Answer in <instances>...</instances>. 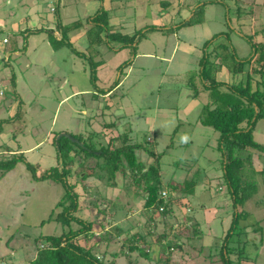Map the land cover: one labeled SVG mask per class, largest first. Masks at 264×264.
Here are the masks:
<instances>
[{"label": "rangeland", "instance_id": "rangeland-1", "mask_svg": "<svg viewBox=\"0 0 264 264\" xmlns=\"http://www.w3.org/2000/svg\"><path fill=\"white\" fill-rule=\"evenodd\" d=\"M58 1L59 3L57 0H0V161L11 157L6 155L9 154V148L11 150V144L12 149L20 145L23 151L44 141L40 147L18 153L24 154L23 160L18 161L11 171L0 178V263L30 264L36 256L38 245L41 247L44 244L38 238L68 231V228L54 220L62 211V207L57 208L56 204L64 194L63 187L47 180H32L25 162L35 166L36 175H40L48 167L59 168L60 159L58 158L57 163L56 147L51 143L54 135L56 140L67 133H82L86 137L93 130L100 131L103 122H115L119 133L133 130L130 135L134 138L132 141L142 142L145 137L143 134L149 132V149L161 156L160 177L163 184L171 181L172 184L180 185L173 194L170 189L163 188V197L173 195L176 198L188 186L190 194L188 193L187 198L181 199L179 206L176 203L169 206L172 216L167 220V225H172L169 235L183 229L181 221L185 220V205H190L193 215L201 223L203 236L200 240L185 243L182 250L159 254L157 236L167 227L162 223L160 211L148 213L142 209L141 197L144 193L129 186L130 178L124 184L127 188H122L121 185L111 188L102 185L104 179L98 181L91 177L83 183L87 187L91 186V189L84 192L81 184L75 188L79 195V212L74 213V216L92 224V237L87 242L84 238H79V244L84 248L94 245L92 252L99 260L103 259L102 250L107 249L108 257L104 260L108 263L112 259L111 253L118 252L123 244L132 245L128 238L139 231L146 237L147 243L140 242L138 245L150 246L148 256L151 261L149 262L148 257L139 256L137 251L129 253L124 248L125 255L117 258V264H154L157 259L163 260L166 256L169 259L164 264H210L209 255L212 250L209 249L214 244L221 245V238L229 228V205L232 198L222 183L219 170L221 158L216 148L219 134L197 122L202 107L212 103L215 98V93L212 92L214 90L206 91V85L204 86L198 64L200 58L184 57L179 50L170 63L143 59L140 56L134 60V55L139 54L143 46L157 54L170 56L175 43L172 34L176 28L173 27L152 34L145 28L141 34L144 33L149 38L148 41L142 39L137 48L131 47L133 50L129 47L130 54L128 51H113L103 41L100 44L88 41V30H95L94 26L85 25L89 12L93 15L97 11H106L109 31L131 36L138 33L140 28L153 25L155 20L151 11L152 4L165 0H103L104 6L99 5L95 12L94 5L98 0ZM166 1L171 3L169 8L173 11L180 7V19L193 15L194 11L187 5L194 0ZM200 1L207 3L212 0ZM56 6L57 12H53ZM203 6V14L197 12L193 17V20L198 17L201 24L180 31V34L185 35L184 40L198 46L219 33H224L228 38L220 37L212 45L210 42L208 52L215 44H223L230 49L232 47L238 58L249 57L252 50L245 36H254L255 32L264 30V0H213ZM58 18L64 27L72 30L67 35L70 45L64 44L56 51L50 45V34L45 30H50V27L57 24ZM176 19L178 20L177 17ZM34 22L38 25L33 26ZM17 25L20 29L29 27L32 32L33 28L41 29L43 26L44 31L30 34L26 31L19 35L18 31L12 32L13 29L18 30ZM78 26L80 28L75 29ZM53 32L55 34L54 30ZM259 35L261 33L257 38L253 37L252 42L263 41L264 37ZM4 37L8 39V44L2 43ZM137 38L138 36L136 40ZM13 47L17 49V55L11 52ZM126 60H134L133 67H142L143 73L134 70L135 72L125 75L128 71L125 70L120 77L119 86L114 89L116 97L108 99L111 93L105 87L118 80V67ZM94 64L101 66L95 71L96 81L92 83L90 66ZM12 72L16 78L15 91L12 87ZM253 76L254 86L259 75ZM218 78V81L231 82L230 74L225 68L218 72ZM103 89L106 93L94 100L91 94L98 95V91ZM219 90L227 91L226 87H220ZM66 97L68 98L64 100ZM225 97L222 95L220 99L225 101ZM15 99H20L21 103L14 111L15 116L10 118L6 102L9 104L8 100ZM106 105L112 106V110H107ZM175 128L177 131L172 138ZM45 135L50 142L47 138L44 139ZM183 136L188 138L187 142H181ZM253 139L258 144H264V119L257 123ZM70 140V147L76 148L77 141L72 138ZM95 141H100V138H95ZM100 142L106 144V140ZM247 154L250 155L251 168L257 170L255 177L254 174L252 176L258 181V191L244 203L243 209L248 215L239 219L238 227L247 225L254 228V224L259 222L261 230L250 232L251 228H246V237L239 236L242 241L246 238L248 242L244 251L248 261H243L242 264H264V178L258 175L260 170H264V155H259L253 149L247 151ZM142 159L148 160L147 164L154 161L146 155ZM75 160L76 167L78 162H83L86 168L94 167L96 163L94 158L83 160L81 155ZM190 166L193 167L187 174L188 179L192 178L198 167L200 172V182L198 180V184L192 188L184 181L185 169ZM76 180L75 176L68 177L70 184H74ZM95 200L96 205L93 204ZM214 208L217 209L216 212ZM104 209L106 214L101 212ZM52 213V220L47 221ZM149 214L153 215V220H149ZM117 226L124 230L119 238L114 235V228ZM70 227L79 228L74 222ZM106 232H111L109 243L102 237ZM106 244L109 246L106 247Z\"/></svg>", "mask_w": 264, "mask_h": 264}, {"label": "trees", "instance_id": "trees-1", "mask_svg": "<svg viewBox=\"0 0 264 264\" xmlns=\"http://www.w3.org/2000/svg\"><path fill=\"white\" fill-rule=\"evenodd\" d=\"M98 1L101 2V0ZM212 1L207 3H212ZM57 3H59L58 0ZM159 3L164 9L169 8V4H171L166 0L159 1ZM207 3H201V1L195 3L193 5L194 7L191 8V11H194L193 15L188 20L180 22L178 24V29L201 24V20L198 17L194 20L193 17L197 12L198 14H203V5ZM241 3L243 2L241 1ZM238 9L240 10V6ZM53 12H57V6L53 9ZM105 12L101 11L100 13H102V15H100L99 11H97L93 15H89L85 18V25H91L95 28L94 31L93 29H89L87 32L89 36L88 41L92 42V44H100L103 41L106 42L107 45L110 43H119L121 44L120 49L126 47L137 48L139 42L146 37L144 33L141 34L145 28H147V31H150V33L165 29L164 26L157 27L156 25H149L140 28L137 31L138 33L131 36L116 32L111 33L109 31V17ZM74 24H76V22H74ZM78 28L80 27L78 26L75 29ZM56 30L60 31V39L54 36L53 30L45 31L50 34V45L57 51L62 48L64 44L70 45L67 40V34L72 29L64 27L58 18ZM41 31L44 30L39 29L36 30L35 33ZM24 33L25 32H23V34ZM102 33H104V38L101 36ZM259 33H261L259 37H264L263 29L257 31V33L255 32L254 36H245L250 42L252 53L249 57L244 59L238 58L232 47L230 49L229 46L223 44H215L210 52L206 51L208 44L211 42L210 45H212V42L216 39L225 37L226 35L224 33H219L212 37L210 41H205L201 46L203 54L198 62L201 67V77L204 86L206 85V91L210 89L211 91L214 90L212 92L215 93V98L213 99L214 103H207L202 107L197 122L204 127L212 128L219 134L216 147L221 158L219 159V170L221 172V178L223 179L222 183L230 198H232V202L229 205V207H231L230 225L225 235L221 238V245L214 244V246L209 249L210 251L212 250V253L209 255L211 258L210 264H242L243 261H248V256L244 253L245 246L248 243L246 241L247 239L245 238V240L242 241L239 236L242 235L246 237V234H248L246 228L251 227L247 225L238 227V222L239 219H244V217L248 215L243 209L244 203L258 191V181L255 180V178L253 179L252 176L254 174L255 177L257 170L251 168L250 155L247 154V151L253 149L257 151L258 154L260 153L259 155H264V144H258L253 139V132L257 123L264 119V40L252 42L253 37L257 38ZM137 36L138 38L136 40ZM225 38L228 37L226 36ZM133 44L134 46H132ZM134 52L135 51H133V54ZM9 60L10 57H8V62ZM131 62L130 60H126L118 67V80L107 89V92L111 93L108 99L116 97L113 94L114 89L120 83L123 70L127 68ZM96 64L90 66V79L92 83L96 81L95 71L98 66H96ZM222 68H225L230 74L231 82L218 81L217 73L220 72ZM256 74L259 75V80H255V85L253 86V75ZM12 75V78H14L13 73ZM12 83H14V80H12ZM220 87H226L227 91L221 92L219 90ZM105 93L106 90L103 89L98 91V95L93 93L91 96L94 100H98L100 94L104 95ZM222 95H224V97L226 96L225 101L220 99ZM195 96H197V94ZM111 107L112 106L109 105L105 106L107 110H112ZM100 128V131L93 130L89 132L86 137H84L82 133H67V135H61V138L56 140V135H54L52 138V145L56 147L57 163L58 158L60 159L61 166L59 168L58 166L48 167L44 169L40 175H36L35 166L25 162V167L29 171L32 180H47L49 182L58 183L63 187L64 194L56 204L57 208L62 207V211L54 220L61 223L63 227L68 228L67 232L61 233L60 235H49L38 238L39 240H43L44 244L41 247L38 245L36 256L30 264H117L116 260L120 255L124 254V248L127 249L129 253L137 251L139 256L148 257L149 259L150 246H148V244L143 247L138 245L140 242H143V244L147 243L146 237L139 231L134 234L132 233L128 238V241L131 242L132 245L126 246L123 244L120 246L118 252L111 253L112 259L109 260L108 263L104 260L108 257L107 249L102 250L103 259L99 260L92 252L94 245L84 248L79 244V238L82 237L87 242L88 239L92 237V224L74 216V213L79 212V195L76 193L75 188L81 184L83 185L84 192L91 189V186L87 187L83 184L91 177H95L98 181L104 179L102 185L111 188H116L120 185L122 188H127L124 184L126 180L128 181L127 178H130L131 182L129 186H133L135 191L141 190L144 193V196L141 197L143 201L142 209L148 213H153L156 210L160 211V215L163 217L162 223H165L167 227L164 232L159 233L157 236L156 242L160 245L159 254L166 255L171 254L175 250H182L185 243L194 239L200 240L202 238L203 232L200 228L201 223L193 215L194 211L190 208V205H185V213H183L185 220L181 221L183 229L173 233L172 236L169 235L172 226L167 225V220H170V217H172L169 206L173 203L179 206L181 199L187 198L189 193L187 190L189 189L188 186H185L183 191L179 192L176 198H173V195H168L167 198L162 196L163 188L167 190L170 189L172 193L176 191L177 187L180 185L179 183L172 184L171 181L167 182L165 185L163 184L162 178L160 177L161 156L160 154L156 155L149 149V132L143 134L145 135V139L143 138L142 142H138L137 140L132 141L134 140V138L130 136L133 131L132 129L119 133L115 122H103ZM177 128L173 130L172 138L174 134H176ZM114 132H117V134L114 135ZM67 136L77 141V143H75L76 148L70 147L69 144H71L72 141ZM97 137L100 138V141L106 140V144L100 141L96 142L95 138ZM243 153L246 155H242ZM144 154L147 157L153 158L154 161L147 164L148 160L142 159V157L145 156ZM78 155H81L83 160L94 158L96 160L95 166L86 168L83 166V162H78V166L76 167L75 159ZM9 156L11 157L7 160L0 161V178L5 176L15 167L18 161H22L24 158L23 154L7 155V157ZM178 166L179 165L176 167L178 168ZM192 167L190 166L185 169L186 176L184 179L191 188L198 184V180L200 182V179H198V173H200L199 167L195 170L191 179L187 178V174ZM95 169L98 170V173H96ZM258 175L264 178V170H260ZM70 176H75L77 179L74 184L68 182V177ZM262 184L264 185V179L262 180ZM92 186L97 188L96 185ZM135 196L137 197V194H135ZM96 201L97 200L94 201V205H96ZM201 209L204 210L203 207H201ZM214 210V212H216L217 209L214 208ZM101 212L106 214V209ZM52 216L53 213L50 214V218H48L47 221H51ZM152 217L153 215L149 214V220H153ZM73 222L79 226L78 229H72L70 227ZM254 226L255 227L251 228L250 232L261 230L259 222H256ZM114 229L116 231L114 234L115 237L119 238L120 235L124 233V230L118 226ZM110 233L111 232H106L102 236L107 243H109L108 238L111 237L109 236ZM190 233H192V236H190ZM36 241L35 239V242ZM96 244L97 243H95V245ZM108 246L109 244H106V247ZM168 259L167 256L163 260L157 259L154 264L167 263ZM150 261L149 259V262Z\"/></svg>", "mask_w": 264, "mask_h": 264}, {"label": "crops", "instance_id": "crops-1", "mask_svg": "<svg viewBox=\"0 0 264 264\" xmlns=\"http://www.w3.org/2000/svg\"><path fill=\"white\" fill-rule=\"evenodd\" d=\"M200 0H194L192 3H187L188 5V8H190V10H191V8L192 7H194L193 5L195 4V3H197V2H199ZM103 0H101V2H99V1H97V3L94 5V11L93 12H95V10L96 9H98V6L99 5H102V6H104L103 5ZM235 6V5H234ZM153 10H155V11H153ZM177 10V11H176ZM175 11H173L171 8H166V9H164L161 5H160V3L159 2H155V3H153L152 4V9H151V11H152V14H153V20H155V21H153L154 23H153V25H156L157 27H162V26H164L165 28H170V27H173V28H176L175 30H173V34H172V36H173V39L175 40V43H174V47L172 48V53L170 54V56H168V57H166L164 54H157L156 52H153V51H149L145 46H143V49H142V51H140L139 52V54H137V55H134V60L135 59H138L137 58V56H140L141 58H143V59H154V60H156V61H166L167 63H170V61H172V59H173V55L176 53V52H178L179 50L181 51V53H182V55L184 56V57H195V56H198L199 58H201L202 57V49H201V46H202V44L201 45H195L194 43H192V42H189V41H185L184 39L185 38H183V36H185L184 34L182 35V34H180V31L181 30H184L186 27H189V26H186V27H182V28H180V29H178V24L180 23V22H182L183 21V19H180L178 16H179V14H180V7L178 8V9H176ZM115 11V10H114ZM92 13H88V16L89 15H91ZM160 16V17H159ZM176 17L178 18V20L176 19ZM191 17V15H189L188 16V18L187 19H189ZM165 19V20H164ZM187 19H184V20H187ZM38 25V23L37 22H34L33 23V26H37ZM198 25H200V24H198ZM52 27H55V29H53ZM52 27H50L51 29L50 30H54L55 31V37H57L58 39H60V31L58 32V30H56V24L54 25V26H52ZM2 28H5L3 25H2ZM38 27H35V28H33V32L29 29V27H25V29H20V27L17 25V29L18 30H15V29H13V31L12 32H14V31H18V34L19 35H22V33L23 32H28V34H30V33H34L36 30H39V29H37ZM42 30H44V27L42 26V28H41ZM48 29V28H47ZM160 33L161 31H153V32H151V34L152 33ZM69 34V33H68ZM67 34V35H68ZM104 35V34H103ZM27 36H29V35H27ZM69 37V36H68ZM3 39H6V37H4ZM3 39H2V43H3ZM148 39L149 38H147V37H145L144 39H143V41H148ZM7 40V42H5L4 44H8L9 43V41H8V39H6ZM71 42V41H70ZM142 41H140L139 42V44L141 43ZM214 43H216V42H214ZM138 44V45H139ZM144 45V44H143ZM108 46V48H110V49H112L113 51H117V50H119V53L121 52V51H124V52H126V51H128L129 52V54H130V51H129V48L128 47H126V48H122V49H120V47H121V44H119V43H110L109 45H107ZM138 47V46H137ZM14 48V47H13ZM17 49H15L14 48V51L12 50L11 52H13L14 54L16 53V55L18 54L17 52ZM207 52H208V49L206 50ZM161 56V57H160ZM8 57H10V55H8ZM124 58H127V57H124ZM134 60L131 62V64L127 67V68H125L124 70H123V72H122V75H123V73H124V71L125 70H128L127 72H126V74L125 75H127V73H129V72H131V71H134V70H137L140 74H142L143 73V71H142V67H137V68H135V67H133L134 65ZM99 66H101V64L99 65L98 64V66L96 67V70H97V68L99 67ZM132 66V67H131ZM132 68H135V69H132ZM135 72V71H134ZM13 73V72H12ZM137 73V72H136ZM121 75V76H122ZM145 75V74H144ZM15 75H14V83H12V87H13V90L15 91V87H16V83H15ZM217 79H219L218 78V73H217ZM226 82H229V81H226ZM112 85V84H111ZM110 85V86H111ZM109 86V87H110ZM118 86H119V84H118ZM117 86V87H118ZM106 89L108 88V87H105ZM77 92V91H76ZM93 94V93H92ZM91 94V95H92ZM68 97H66L64 100H66ZM64 100H62V101H64ZM7 100H5V102H6ZM10 103L8 104V102H6V104L8 105V108L10 109V113H9V117L10 118H13L14 116H15V114H14V111H16V107L17 106H19V104L21 103V101H20V99L19 100H17V99H15L14 101H10V100H8ZM171 108L173 109V106H171ZM170 108V109H171ZM188 123H189V121L187 120V119H185ZM45 138H47V140H48V142H50V139H49V137L48 136H44V139ZM43 139V140H44ZM43 142L44 141H41V142H39L38 144H36V145H34L33 147H31V148H28L27 150L25 149V150H23L22 151V149H21V147H20V145L19 146H17V148H14V149H16V150H14V149H12L13 148V146H12V144H11V150H10V148H9V154H6V155H14V154H18V153H21V152H25V151H30L31 149H34V148H36V147H40L42 144H43ZM11 143V142H10ZM52 143V142H51ZM24 155V154H23ZM46 169V168H45Z\"/></svg>", "mask_w": 264, "mask_h": 264}, {"label": "clouds", "instance_id": "clouds-1", "mask_svg": "<svg viewBox=\"0 0 264 264\" xmlns=\"http://www.w3.org/2000/svg\"><path fill=\"white\" fill-rule=\"evenodd\" d=\"M187 139H188V138H187L186 136H183V137H181V142H182V143L187 142Z\"/></svg>", "mask_w": 264, "mask_h": 264}, {"label": "built area", "instance_id": "built-area-1", "mask_svg": "<svg viewBox=\"0 0 264 264\" xmlns=\"http://www.w3.org/2000/svg\"><path fill=\"white\" fill-rule=\"evenodd\" d=\"M6 42V39H3V43H5ZM0 94H2L1 92H0ZM0 264H6V262H1Z\"/></svg>", "mask_w": 264, "mask_h": 264}, {"label": "water", "instance_id": "water-1", "mask_svg": "<svg viewBox=\"0 0 264 264\" xmlns=\"http://www.w3.org/2000/svg\"><path fill=\"white\" fill-rule=\"evenodd\" d=\"M67 137L71 139V137H69V136H67Z\"/></svg>", "mask_w": 264, "mask_h": 264}]
</instances>
